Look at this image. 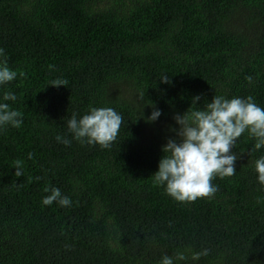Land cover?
Returning <instances> with one entry per match:
<instances>
[{
	"label": "trees",
	"instance_id": "16d2710c",
	"mask_svg": "<svg viewBox=\"0 0 264 264\" xmlns=\"http://www.w3.org/2000/svg\"><path fill=\"white\" fill-rule=\"evenodd\" d=\"M0 48L17 72L0 102L12 92L22 113L0 127V264H264V147L248 132L211 198L177 202L152 178L177 114L214 96L264 108V0H0ZM91 107L123 117L109 148L68 131ZM51 187L70 206L43 205Z\"/></svg>",
	"mask_w": 264,
	"mask_h": 264
},
{
	"label": "clouds",
	"instance_id": "9594fccd",
	"mask_svg": "<svg viewBox=\"0 0 264 264\" xmlns=\"http://www.w3.org/2000/svg\"><path fill=\"white\" fill-rule=\"evenodd\" d=\"M4 50L0 48V56H4ZM7 59L0 61V85L12 82L17 77V72L7 66ZM251 77L246 80L251 82ZM163 83H170L167 75L160 78ZM51 86H66L67 81L55 79ZM0 102V127L11 125L19 128L22 124V113L10 107L6 101H15L16 95L6 91ZM142 99V97H141ZM200 97L193 98V104ZM161 115L160 110L155 109L146 118L148 122H154ZM178 129L176 132L179 140L172 138L162 147L163 156L158 165V171L153 175L154 185L164 186L165 192L175 201L185 203L194 202L198 198H211L218 190L212 184L216 177L225 178L235 175V162L237 155L231 152L237 140L248 132L255 139L254 149L264 147V108L258 106L253 97H234L231 99L223 96H214L210 103L203 108H197L183 114L174 116ZM123 117L110 107H91L87 114L77 119L75 113L67 122L68 131L73 138L88 145H99L101 148H109L116 140ZM58 142L66 146L70 144L68 139L56 137ZM29 153V158H31ZM23 162H14L15 176L23 175ZM255 171L258 174V182L264 186V156L255 161ZM50 193L42 199L45 206L57 202L60 206H70L69 197L62 195L56 187L45 188ZM208 254L207 249L193 253L192 259L199 260ZM176 260H185L186 256L177 252ZM160 264H174L173 258L163 256Z\"/></svg>",
	"mask_w": 264,
	"mask_h": 264
}]
</instances>
